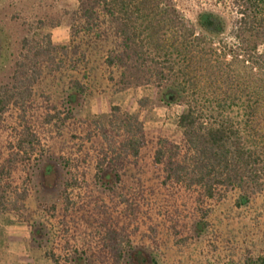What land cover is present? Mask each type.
I'll use <instances>...</instances> for the list:
<instances>
[{
	"label": "rangeland",
	"instance_id": "1",
	"mask_svg": "<svg viewBox=\"0 0 264 264\" xmlns=\"http://www.w3.org/2000/svg\"><path fill=\"white\" fill-rule=\"evenodd\" d=\"M176 4L192 21L202 10L228 21L213 0ZM77 10L78 0H0V93L9 99L0 114V264H53L50 253L72 249L89 264H119L107 248L111 230L130 244L128 264H264V182L256 192L219 189L213 198L187 181L164 182L168 148L182 144L184 105L167 102V83L120 84L119 70L104 63L115 48L108 21L101 13L85 21ZM74 81L83 95L70 88ZM123 114L145 135L137 157L118 149ZM24 127L36 138L34 153L12 164ZM103 132L121 155L119 180L110 170L96 177ZM64 165L76 178L65 193Z\"/></svg>",
	"mask_w": 264,
	"mask_h": 264
},
{
	"label": "trees",
	"instance_id": "2",
	"mask_svg": "<svg viewBox=\"0 0 264 264\" xmlns=\"http://www.w3.org/2000/svg\"><path fill=\"white\" fill-rule=\"evenodd\" d=\"M213 2L226 10L227 23L211 10L198 12L192 21L176 0H78L76 12L85 21L97 20L100 13L106 19L103 22L108 21L115 48L104 63L119 70L120 84L167 83L172 92L167 102L184 105L177 119L182 144L168 148L172 151L165 162L164 182L187 181L188 186L201 188L207 198L219 189L245 187L256 192L264 182V0ZM70 88L79 95L85 91L76 81ZM1 93L0 114L9 100ZM70 102L66 103V118L71 116ZM122 116L124 134L118 149L137 157L145 144L141 123L135 116ZM23 131L12 164H24L34 153L31 142L36 138L26 127ZM102 136L107 143L100 150L96 177L110 170L119 180L115 162L121 155L105 132ZM165 154L164 146L156 149L154 162L161 164ZM38 163L36 159L32 168ZM64 168L63 193L76 182L69 167ZM107 248L116 263L128 264L130 244L124 246L113 230ZM48 258L53 264L60 260L89 264L77 249L65 257L50 253Z\"/></svg>",
	"mask_w": 264,
	"mask_h": 264
},
{
	"label": "crops",
	"instance_id": "3",
	"mask_svg": "<svg viewBox=\"0 0 264 264\" xmlns=\"http://www.w3.org/2000/svg\"><path fill=\"white\" fill-rule=\"evenodd\" d=\"M23 235V234H22ZM24 236V235H23ZM23 239V238H22ZM2 240V243L0 242V250L3 249L4 247H6L5 243H6V240L5 239H1ZM2 244V245H1ZM9 247V246H8Z\"/></svg>",
	"mask_w": 264,
	"mask_h": 264
}]
</instances>
